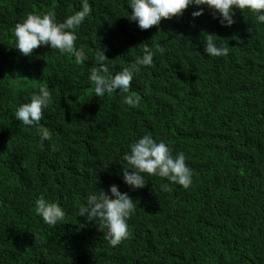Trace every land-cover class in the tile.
I'll return each mask as SVG.
<instances>
[{
	"label": "trees",
	"instance_id": "obj_1",
	"mask_svg": "<svg viewBox=\"0 0 264 264\" xmlns=\"http://www.w3.org/2000/svg\"><path fill=\"white\" fill-rule=\"evenodd\" d=\"M88 3L75 29L87 61L77 63L47 45L21 55L13 33L28 13L54 10L60 22L80 0H0V264H264V24L233 9L235 22L224 27L207 7L193 18L198 9L189 6L142 31L127 18L126 0ZM205 33L229 54L207 56ZM145 44L167 51L133 78L127 95L138 106L122 104L118 92L95 97V51L105 50L111 75ZM39 84L53 103L38 125L24 126L15 109ZM40 127L50 133L43 146ZM144 134L165 140L173 156L185 153L188 189L162 191L167 180L146 174L143 188L122 182V156ZM113 184L137 204L116 246L78 211ZM41 196L64 209L56 226L36 215Z\"/></svg>",
	"mask_w": 264,
	"mask_h": 264
},
{
	"label": "clouds",
	"instance_id": "obj_2",
	"mask_svg": "<svg viewBox=\"0 0 264 264\" xmlns=\"http://www.w3.org/2000/svg\"><path fill=\"white\" fill-rule=\"evenodd\" d=\"M130 9L127 18L134 21L137 27L146 31L153 27L159 28L161 19H171L183 14L189 6L198 9L191 13L193 18L203 14L204 8L210 9L214 19L221 26L230 27L235 21L233 9L248 10L255 17V23L264 24V0H126ZM88 0H80L78 10L57 22L54 10L34 14L28 13L15 24L14 44L16 50L24 56L32 54L38 46L47 45L60 54H70L77 63L87 61L83 48H76L77 29L90 14ZM216 35L205 33L203 36V52L210 57H223L229 54V47L218 44ZM167 51L161 45H155V51L147 44L143 46L140 57L131 61L115 74H109L105 50L98 48L94 53L95 64L88 69V81L92 84L95 97L111 96L120 93L122 104L131 108L138 106V100L127 95L133 78L142 70L153 66L156 53L164 55ZM118 90V91H117ZM53 103V97L47 84H39L30 95L28 102L20 104L14 117L24 126L38 125L43 110ZM38 136L43 142L50 139L46 128L40 127ZM122 182L130 190L143 188L146 184L145 174L167 180L161 184L162 191L169 190V184H176L188 189L193 183L192 170L186 165L183 151L173 156L172 149L165 140H155L152 135L144 134L129 145L128 151L122 156ZM130 170V171H129ZM137 204L127 192H119L113 184L106 194L103 190L98 194L89 195L86 203L79 208V216L93 221L104 232L105 241L116 246L129 236L128 219L135 213ZM34 210L44 224L56 226L63 221L64 209L56 202H50L43 196L35 200ZM106 230V231H105Z\"/></svg>",
	"mask_w": 264,
	"mask_h": 264
}]
</instances>
